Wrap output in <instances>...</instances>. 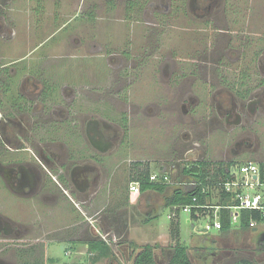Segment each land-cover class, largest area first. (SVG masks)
I'll return each instance as SVG.
<instances>
[{
  "label": "flooded vegetation",
  "instance_id": "flooded-vegetation-1",
  "mask_svg": "<svg viewBox=\"0 0 264 264\" xmlns=\"http://www.w3.org/2000/svg\"><path fill=\"white\" fill-rule=\"evenodd\" d=\"M20 1L23 0H0V194L6 195L0 200V243L25 241V237L44 229L42 219L47 223L63 207L60 213L70 209L74 214L76 220L72 227L77 232L73 235L65 232L66 236L59 239L88 240L79 235L84 227L92 238L89 241H104L112 248L115 257L111 264H133L148 245L155 247L156 262L168 264L177 246L171 239L142 245L128 226L124 236L118 235L110 241L106 235L112 229L105 230L104 223L105 219L114 218L116 211L110 213L107 206L96 203L99 194L106 193L108 202L111 193H115L113 180L119 176L121 166L118 159L129 146L130 131L134 128L131 116L141 111L149 117L168 114L163 121L164 129L173 152L181 154L177 161L182 163V170L210 161L232 164L231 168L254 162L261 171L264 166V47L253 51L250 57L246 55L251 39L244 31L229 30L234 20L227 19L225 14L221 16L224 11L221 0H170V6L175 4L185 16L187 11H192L193 21L209 18L214 24L209 30L214 33V41L222 43L221 38L226 37L222 47L220 43L213 46L211 39L209 45L200 43L191 51L192 61L188 65L196 72L185 76L182 67L177 73L178 61L182 59L176 48L167 51L162 40L164 33L160 30L153 33L156 35L151 41L155 43L154 50L151 46L146 49L147 60H158L157 79L151 76L141 83L142 74L137 73L136 64L142 60L141 56L108 51L106 58L112 73L124 69L125 60L130 61V72L128 68L124 70L129 74L128 83L111 82L108 79L111 73L104 75L96 63L89 78H80L73 84L56 76L59 64L71 57L66 55L65 47H61L64 53L59 55L55 48L40 51L56 33V22L67 16L47 9L45 0H28L34 6L24 20V15L19 13ZM150 4L149 0L142 6L141 0H130L127 5L139 10L145 18L148 9L151 10ZM149 16L156 20L158 14ZM237 38L241 39L240 44H236ZM67 42V50L82 44L81 39L76 40L72 35ZM15 43L21 47L20 54L13 47ZM91 49L101 52L103 47L92 42ZM154 54L159 56L152 57ZM200 82L203 94L194 91V87L200 89ZM141 84L147 90L152 86L150 90L153 88L155 97V87L162 90L166 99L160 97L157 106L150 103L143 110L135 108L132 102L141 95L138 92ZM178 125H188V128L175 132ZM156 165L158 171L168 170L167 161ZM13 204L26 209L27 219L33 217L31 224H26L25 218L12 219L3 214ZM89 209L95 212L88 214ZM69 226L64 230H69ZM240 238L239 241L234 236L217 245L200 240H197L200 246L183 242L181 245L187 248L190 264H219L220 254L225 257L222 259L225 264L241 261L264 264V228L245 230ZM40 241L35 240L33 244ZM159 254L166 260L159 261ZM193 254L200 258L193 260ZM12 255L11 261L0 259V264H18L24 256L32 258L23 251Z\"/></svg>",
  "mask_w": 264,
  "mask_h": 264
},
{
  "label": "rangeland",
  "instance_id": "rangeland-1",
  "mask_svg": "<svg viewBox=\"0 0 264 264\" xmlns=\"http://www.w3.org/2000/svg\"><path fill=\"white\" fill-rule=\"evenodd\" d=\"M128 1L130 0H45L47 4L45 7L47 9L50 11L56 10V13L64 14L67 17L66 19L64 18L65 20L56 22V33L52 35L50 39L51 42H46L44 47L40 48V51L43 49L48 50L55 48L56 54L59 55L64 53V50H61V47L64 46L66 49L65 52H67L66 55L73 54V56L71 55V57H66L65 61L59 64L56 71L57 78L69 79L71 81L79 80L80 78L85 80L90 77L91 72L94 71L93 69L97 67L96 62L99 63L100 66H98V68H101L103 74L105 75V64L108 63L106 52L121 51L130 53L132 57L141 56L142 60L136 62L137 73L139 75L142 74L141 83H144V80L148 81L151 76H155V79H157L158 77L155 71H157L156 68L158 67V60L155 58H152L151 61L147 60L146 49L151 46L152 50H154L155 43H151V41L156 35H153V33H158L160 30L164 33H162V40L165 42L163 45L167 48V51L176 48L179 58L182 59V61H178L177 73L181 71L182 67V71L185 76L190 75L192 71L196 72L194 67L192 68V66L188 65L192 61L191 51H193L194 48H198L200 43L209 45L211 39L214 41V38L212 37L214 33L209 31L214 28V24L212 25V22L210 23V21H208L209 18H205L203 20L196 19L193 21V19H191L192 11H187L186 14L190 15L185 16L176 9L177 7H175V4L170 6V0H149L151 3V10L149 11L148 9L147 16L144 18V16L140 14L139 10L135 11L134 9L128 8ZM147 1L141 0V6L144 2L147 3ZM33 4L34 2L29 3L28 0H23L18 3V7L20 8L19 13L24 15V20H26V14L29 13L30 8L34 6ZM221 4L224 5V11L221 12V16H224L225 14L227 19L234 20V24L228 27L229 30L231 32L237 30L242 32L244 31V34H247V37L251 39L248 43V48L246 49V55L250 57L253 51H256V49L258 51L260 48L264 47V0H221ZM55 5H57L56 9H54ZM21 9H23V12ZM154 12L155 14L157 13L158 16L163 15L165 17L163 18L161 16H157L156 20L158 21L156 22L153 16H149ZM162 19L164 20V23H158ZM217 24L220 25V23ZM71 35L74 36L76 40L81 39L82 44L73 45L71 49L69 48L67 50V39ZM70 39L73 38L71 37ZM221 40L222 43H220V40H217L214 41L212 45L215 46L220 43L219 46L222 47L226 37L223 36ZM240 40V38H237L235 40L236 44H240ZM65 42L67 43L65 44ZM92 42L101 45L103 50H101V52H95L91 49ZM158 42H160V37L158 38ZM130 45L132 49L129 47ZM13 47L16 52L18 48L21 49V47L16 43ZM18 51V54H20L21 51ZM99 55H104L103 57L105 60H98ZM155 55L159 56V54L151 56L153 57ZM92 56H97L98 58ZM125 62V68L121 71L113 73L111 71V75L108 78L111 82L123 84L128 83V79L126 77H128L129 74H127V71L124 73V70L128 68L129 73L131 66H129L130 61L125 60ZM144 64H146L145 67ZM196 74H198V72L195 73V75ZM157 83H159V81ZM199 84L201 86L200 89L198 90V88L194 87V91L197 90V92L199 91L203 94V84L201 82ZM139 87L140 89L138 92L141 95L138 97L136 96V101L132 102L133 105L135 104V108L140 107V109L143 110L150 103H154L155 106H157L160 104V97L162 100L165 98L163 91L160 89L157 90L155 86L156 97L153 95V88L150 90L152 86L150 88L148 87L149 90H147L146 85L144 84H141ZM154 98L156 99L155 101H153ZM167 116L168 114L163 112L162 114L149 117L145 115L143 111L131 116V124L134 126V128L131 127L133 129L130 131L131 145L128 143L129 141L126 142L129 146L122 151L123 155L120 159H118L121 166L119 169V176L115 177L113 180V189L115 193H111L112 197L110 196L108 202L106 197L104 203H102V205L107 206V211L110 210V213L111 211L112 213L113 211L114 213L116 211L114 218H111L110 221L104 218L105 230L110 228L112 229L111 232L115 231L118 234L123 235L125 232H128V226H130L129 228L135 227L136 235L138 237L141 235L143 237H154L160 232L163 233V231L167 232L168 229L170 230L171 221L167 219L169 212L168 208L165 207V196L163 194L155 191L150 193V203L152 206H149L146 203L144 199L146 196L143 197L142 194L139 196L135 207L129 206V201L127 202L126 200L127 197H137L135 193H130L129 191L130 180L134 178V172L131 165L136 162H147L151 170L157 172L159 169L156 164L167 161L168 172L171 175L172 183H174L166 189L167 192H170L173 188H177L178 186H175L176 181L182 180L183 178L182 165H180L182 163L177 161V159L181 157V154H178L177 152V154H175V152H173L172 146L169 143L170 137L166 136L167 132H165L164 129L165 123H163V121ZM159 126L162 127L161 131L159 130ZM187 126L188 125H178L175 132L180 129H184ZM127 140H129V137ZM237 178L241 179L242 176L238 175ZM255 192L264 196V186H261ZM5 196L0 194V200ZM157 206L158 213H156L157 215L153 220L152 214L153 211L157 212L155 209ZM62 208L57 209V211H55V216H52L47 223H45L42 219L41 222L44 223L42 226L44 229L30 234L27 238L25 237V241L7 243L1 242L0 259L11 261L10 258L14 257V255H12L14 252L21 253V251H23L29 253L32 257H22V262H24V264H30V262H41L42 264H90V260L87 256H83L78 259L72 257L70 259L66 255L67 249L72 248L73 245H71L70 242L65 241L67 238L65 240L59 238H62V236L65 237V232L67 235H73L77 232V230H75V228L72 230H64L67 225H70L71 222H75L76 219H66L63 216V213H60ZM88 212V214H93L95 210L89 209ZM3 214L12 219L25 218L26 224H31L30 221L33 220L32 216L27 219L25 208L15 206L14 204L12 206H7L5 211H3ZM189 217V215L181 212L179 220L181 225V240L183 243L187 242L189 238L195 236L201 237V234L199 235L198 231L200 229L202 230L210 221L209 217H201L199 220L193 222V225H190L186 224L187 218ZM148 218H151L153 221L152 224L145 229L146 232H144L141 229L147 224L146 222H148ZM78 227L79 226L76 228ZM79 232L81 233L79 235L83 238L88 237V240L92 239L90 234L85 232L84 227L82 230H79ZM111 232L107 233L106 237L108 236L110 241H113L114 237L110 234ZM54 238H57V240L51 242ZM42 239L44 240L42 241ZM170 239L169 232V238H167V240ZM35 240L41 241L34 245L33 243H35ZM119 240L122 241L123 239ZM48 241L51 243L48 244L47 253H44L43 246H46ZM113 247H115L114 244ZM85 252L88 254V250ZM192 257L193 260L200 258L194 254ZM217 257L221 260V263L219 264H225L222 260L225 257L222 254ZM158 260L164 261L166 258H163L161 254H159ZM22 262H19L18 264H22ZM101 264H107V261L102 262ZM126 264H132V262Z\"/></svg>",
  "mask_w": 264,
  "mask_h": 264
},
{
  "label": "trees",
  "instance_id": "trees-1",
  "mask_svg": "<svg viewBox=\"0 0 264 264\" xmlns=\"http://www.w3.org/2000/svg\"><path fill=\"white\" fill-rule=\"evenodd\" d=\"M232 164L224 163H212L210 161H204L194 164L190 167H185L182 170V182L184 185L173 188L170 192L166 189L170 186L159 185L150 182V175L152 170L149 165L143 163L134 164L133 181H138L141 186V191L145 192L147 190H153L160 194L165 195V206L171 208L173 206H183L192 204L194 197L198 198L197 204L200 206L207 205L209 198L212 193L203 194V187H213L218 188V192L221 195V204L232 205V197L225 193L222 189L224 182L231 178L230 169ZM261 179L264 181V166H261ZM221 185V186H220ZM167 192V193H166ZM200 212H205L206 210L199 209ZM196 211H193V213ZM195 214L192 215V218ZM253 218L255 220L261 221V217L258 213H252L250 211H244L241 227L244 230H248L249 221ZM180 216L171 221L170 225V238L173 243L177 246L174 249L171 260L168 264H190L189 254L187 248L181 245V229H180ZM220 220L222 222V230H229L231 228L230 221V211L227 209H222L220 211ZM154 248L153 246L143 247L142 252L137 256L133 264H159L154 258ZM115 257V253L112 248L104 241L91 240L88 242V259L90 264H101L107 261V264H111ZM238 264H251L249 262L241 261Z\"/></svg>",
  "mask_w": 264,
  "mask_h": 264
},
{
  "label": "built area",
  "instance_id": "built-area-1",
  "mask_svg": "<svg viewBox=\"0 0 264 264\" xmlns=\"http://www.w3.org/2000/svg\"><path fill=\"white\" fill-rule=\"evenodd\" d=\"M231 178L224 182L222 189L225 193L229 194L232 197V205H217L210 206L204 205L200 206L197 204L198 198L194 197L192 204L183 205V206H173L170 208V211L167 215V218L172 221L181 215V212L192 217L193 214L197 218L203 216H209L206 212L209 209H214V212L221 211L222 209H227L230 211V221L231 224L235 226H240L244 211H250L252 213H258L261 217V222L253 218L249 221V229H255L260 223L264 222V196L255 191L261 186H264V181L261 179V171L259 166L254 162H249L243 165H236L230 169ZM241 175L242 178L238 179L237 176ZM256 177V178H255ZM150 182L156 183L159 185H168L172 183L171 175L168 170H160L158 172H153L150 175ZM183 183L181 180L176 181L175 186H182ZM220 185V186H221ZM218 188L213 187H203L202 193H214L218 192ZM130 193H135L139 195L141 193V186L138 181H131L129 184ZM199 209L206 210L205 212H200ZM193 211H196L193 213ZM214 219L210 220L205 227L199 230V234L207 235L213 231L220 232L222 230V222L220 220V215L217 216L214 213Z\"/></svg>",
  "mask_w": 264,
  "mask_h": 264
},
{
  "label": "crops",
  "instance_id": "crops-1",
  "mask_svg": "<svg viewBox=\"0 0 264 264\" xmlns=\"http://www.w3.org/2000/svg\"><path fill=\"white\" fill-rule=\"evenodd\" d=\"M62 15H64V14H62ZM72 56H73V54H71ZM75 57V56H74ZM99 58H101V59H104L105 60V58L103 57V55H99L98 56ZM97 56H96V58H98ZM97 63V62H96ZM105 66H106V69H105V72L106 73H108V74H110L111 73V64L110 63H106L105 64ZM79 80H75V81H72L71 83H77ZM152 192H154L153 190H147V191H145L144 193H141L142 194V196L144 197V196H146V197H144V199H145V201H146V203L149 205L150 204V206H152V204L150 203L151 202V194L150 193H152ZM220 192H214V193H212L211 194V197L209 198V200H208V202H207V204L208 205H210L211 207L213 206H217V205H222L221 204V195L219 194ZM105 193L103 192V193H101V194H99L98 196H97V198H96V203L97 204H100L101 206H102V203H104V200H105ZM139 196H140V194L139 195H137V197L136 198H132V197H127V202L129 201V206H136L137 204H136V202L138 201V199H139ZM165 196V195H164ZM164 200H165V197H164ZM95 203V204H96ZM127 205H128V203H127ZM223 206V205H222ZM128 207V206H127ZM166 207V206H165ZM120 208V207H119ZM121 209V208H120ZM155 209L157 210V212L156 211H153V214H152V219L154 220V218H155V216L157 215L156 213H158V206L157 207H155ZM170 211V208H168V212ZM207 213H208V215L209 216H203V217H205V218H208L209 217V219L210 220H213L214 218V213L217 215V216H219L220 215V211H218V212H214V209H209V210H207L206 211ZM154 215V216H153ZM63 216L66 218V219H73V218H75L74 217V214L70 211V209H64L63 210ZM201 218V217H200ZM200 218H197L196 216H194L193 218L192 217H189V218H187V223L186 224H190V225H193V222H195V221H197V220H199ZM168 219V218H167ZM153 220H151V218H148L147 219V221L148 222H146L147 224L146 225H144V227L141 229V230H143L144 232H146L145 231V229L150 225V224H152V221ZM74 221V220H73ZM261 222V221H260ZM74 222H71L70 223V226H69V230H72L71 228H74V227H72V224H73ZM171 225V224H170ZM262 227V229L264 228V222L263 223H260L259 225H258V227ZM134 229V230H133ZM180 229H181V225H180ZM249 229V228H248ZM130 231H131V233H133L135 236H136V238H137V240H138V242L140 243V244H142V245H146V244H153V243H159V242H162L163 240H167V238H169V232H170V230L168 229L167 230V232H165V231H163V233H158V235H156V236H154V237H148V236H145V237H143L142 235L141 236H137L136 235V228L135 227H131V229H130ZM165 232V233H164ZM244 232H245V230L241 227V225L240 226H233L232 224H231V228L229 229V230H225V231H220V232H218V231H214L213 233H210V234H207V235H203V234H199L201 237H197V236H195V237H192V238H189V240L187 241V242H185V244L186 245H189V244H191V245H193V246H200V245H202V244H199V243H197V240H200V241H202L203 243L205 242H208V241H212V243H215L216 245L218 244V243H220V242H224V241H226V240H228V238H231V237H239V241H240V237H242V235L244 234ZM112 235H113V237L114 238H117V237H119L118 235H120V234H118V233H116L115 234V231H112ZM68 242H70V244L71 245H73V247L72 248H70V249H67V251H66V255L71 259L72 257H74V258H76V259H78V258H81V257H83V256H87L88 257V254L85 252V251H87L88 250V242H89V240H84V241H75V240H69ZM181 242H182V240H181ZM51 243V242H50ZM239 243V242H238ZM48 244H49V242L46 244V246H43V250H44V253H47V247H48ZM116 246H119V245H116ZM48 259H50V258H48Z\"/></svg>",
  "mask_w": 264,
  "mask_h": 264
},
{
  "label": "water",
  "instance_id": "water-1",
  "mask_svg": "<svg viewBox=\"0 0 264 264\" xmlns=\"http://www.w3.org/2000/svg\"><path fill=\"white\" fill-rule=\"evenodd\" d=\"M256 178V177H255Z\"/></svg>",
  "mask_w": 264,
  "mask_h": 264
}]
</instances>
